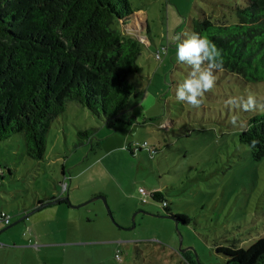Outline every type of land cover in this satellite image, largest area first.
Returning <instances> with one entry per match:
<instances>
[{
	"label": "rangeland",
	"instance_id": "obj_1",
	"mask_svg": "<svg viewBox=\"0 0 264 264\" xmlns=\"http://www.w3.org/2000/svg\"><path fill=\"white\" fill-rule=\"evenodd\" d=\"M130 2L138 31L147 24L153 45L140 38L143 75L130 81L142 87L133 85L138 95L118 120L108 124L70 103L53 122L40 162L27 157L20 135L0 142V214L10 224L38 201L70 200L0 233V264H225L217 247L237 238L248 248L264 236V158L254 160L239 139L264 109L226 103L249 95L264 103V82L244 83L215 70V86L199 108L175 94L191 71L176 59V48L190 36L192 19L202 10L213 21L223 13L231 18L221 5L232 0ZM80 129L94 131L82 146ZM145 143L148 150L140 147ZM140 188L160 192L173 215L190 217L179 229L184 253L171 218L137 214L165 215L151 197L142 203ZM100 196L107 205L92 201ZM10 224L0 222V232Z\"/></svg>",
	"mask_w": 264,
	"mask_h": 264
},
{
	"label": "trees",
	"instance_id": "obj_2",
	"mask_svg": "<svg viewBox=\"0 0 264 264\" xmlns=\"http://www.w3.org/2000/svg\"><path fill=\"white\" fill-rule=\"evenodd\" d=\"M221 6L235 22L225 13L213 21L202 10L192 19L190 36H205L222 50L223 67L216 71L244 83L264 82V0ZM134 13L130 0H0V142L20 135L27 157L40 162L53 122L70 103L108 124L117 121L138 95L133 85L142 87L130 81L143 75L140 38L153 45L148 25L139 32ZM93 137L94 131L80 129L78 145ZM239 139L254 160H262L264 114L251 117ZM2 175L0 170V181ZM150 197L178 231L190 224V217L172 214L160 192ZM227 243L216 249L225 264H264V236L248 248L237 238Z\"/></svg>",
	"mask_w": 264,
	"mask_h": 264
},
{
	"label": "clouds",
	"instance_id": "obj_3",
	"mask_svg": "<svg viewBox=\"0 0 264 264\" xmlns=\"http://www.w3.org/2000/svg\"><path fill=\"white\" fill-rule=\"evenodd\" d=\"M176 59L191 67L188 78L176 87V98L199 108L204 94L211 91L215 86L214 71L223 67L222 50L218 49L215 43L207 37L193 33L178 43ZM237 100L242 103H236ZM226 103L235 105L237 109L242 108L244 111H252L257 108L264 109V103H258L257 98L252 95L246 99L244 97H230ZM235 123L236 121L233 120V124ZM252 143L255 145L258 141L253 140ZM145 150H148L146 145Z\"/></svg>",
	"mask_w": 264,
	"mask_h": 264
},
{
	"label": "water",
	"instance_id": "obj_4",
	"mask_svg": "<svg viewBox=\"0 0 264 264\" xmlns=\"http://www.w3.org/2000/svg\"><path fill=\"white\" fill-rule=\"evenodd\" d=\"M98 199H102V200L106 203V205H107V199H106V197H103V196L96 197V198H94L92 201H94V200H98ZM64 202L70 204V200H69V197H68V196H65V197H64V196H60V197H58V198H55L54 200H50V201L43 202V204H41V205H37L33 210H31L30 212H28V213H26L25 215H23V216H22L19 220H17L16 222H14V223L8 225V226H7L6 228H4L0 233H2V232H4V231H6V230H8V229H10V228H12V227H14V226H16L17 224H19V223H21V222L26 221V220L29 219L33 214L38 213V212H40L41 210H43V209H45V208L52 207V206H55V205H59V204H62V203H64ZM75 208H80V206H79V207H75ZM139 213H141V214H148V215H152V216L160 217V218H169V219H170V217H168V216H166V215H160V214L155 215V214L148 213V212H146V211H144V210H141V211H138V212H137V214H139ZM137 214H136V215H137ZM178 234H179V238H180V249H179V252H180V253H184L185 250L182 249L183 238H182V235H181L180 231H178Z\"/></svg>",
	"mask_w": 264,
	"mask_h": 264
},
{
	"label": "built area",
	"instance_id": "obj_5",
	"mask_svg": "<svg viewBox=\"0 0 264 264\" xmlns=\"http://www.w3.org/2000/svg\"><path fill=\"white\" fill-rule=\"evenodd\" d=\"M158 56V55H157ZM159 57V56H158ZM145 145L147 146V148L149 147L147 145V143H145L144 145L140 146L141 148H145ZM140 193L141 195L143 196V202L142 203H147L148 200H147V197L151 194H148L146 192V190H144L143 188H140ZM0 222H5L6 224H10L11 220H10V217L7 216V214L5 212H1L0 214ZM116 258H120L119 254H116Z\"/></svg>",
	"mask_w": 264,
	"mask_h": 264
},
{
	"label": "crops",
	"instance_id": "obj_6",
	"mask_svg": "<svg viewBox=\"0 0 264 264\" xmlns=\"http://www.w3.org/2000/svg\"><path fill=\"white\" fill-rule=\"evenodd\" d=\"M65 188H66V186H65ZM51 198H58V196H53V197H51ZM46 201H48V199H46V200H43L42 202H46Z\"/></svg>",
	"mask_w": 264,
	"mask_h": 264
}]
</instances>
